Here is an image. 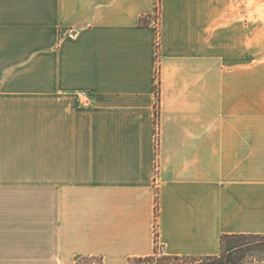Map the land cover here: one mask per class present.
Returning <instances> with one entry per match:
<instances>
[{
	"label": "crops",
	"instance_id": "crops-1",
	"mask_svg": "<svg viewBox=\"0 0 264 264\" xmlns=\"http://www.w3.org/2000/svg\"><path fill=\"white\" fill-rule=\"evenodd\" d=\"M242 9L0 0V264H130L157 243L206 257L225 233L264 234Z\"/></svg>",
	"mask_w": 264,
	"mask_h": 264
},
{
	"label": "trees",
	"instance_id": "trees-1",
	"mask_svg": "<svg viewBox=\"0 0 264 264\" xmlns=\"http://www.w3.org/2000/svg\"><path fill=\"white\" fill-rule=\"evenodd\" d=\"M159 6L157 5L158 15ZM148 16L140 18L141 24H148ZM159 97V84H157ZM159 117V105H157ZM158 212V210H157ZM158 235V232L156 233ZM158 241V237H156ZM222 253L206 257L169 254L160 250L157 243L155 252L146 256H135L130 264H248L250 258H258L264 251V234L260 233H225L221 236Z\"/></svg>",
	"mask_w": 264,
	"mask_h": 264
},
{
	"label": "rangeland",
	"instance_id": "rangeland-1",
	"mask_svg": "<svg viewBox=\"0 0 264 264\" xmlns=\"http://www.w3.org/2000/svg\"><path fill=\"white\" fill-rule=\"evenodd\" d=\"M240 7L247 15L249 31L253 28L255 91H264V0H240ZM89 264L102 263L93 259ZM248 264H264V251L260 257L250 258Z\"/></svg>",
	"mask_w": 264,
	"mask_h": 264
}]
</instances>
